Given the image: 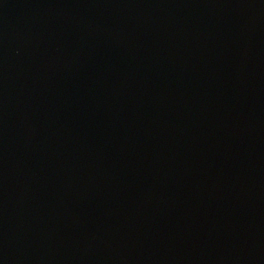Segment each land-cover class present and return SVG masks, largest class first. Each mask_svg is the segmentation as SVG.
Returning a JSON list of instances; mask_svg holds the SVG:
<instances>
[{"label": "water", "instance_id": "1", "mask_svg": "<svg viewBox=\"0 0 264 264\" xmlns=\"http://www.w3.org/2000/svg\"><path fill=\"white\" fill-rule=\"evenodd\" d=\"M0 264H264V0H0Z\"/></svg>", "mask_w": 264, "mask_h": 264}]
</instances>
